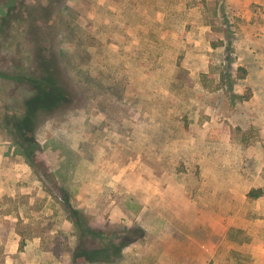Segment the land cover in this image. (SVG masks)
<instances>
[{"label": "rangeland", "instance_id": "374dc122", "mask_svg": "<svg viewBox=\"0 0 264 264\" xmlns=\"http://www.w3.org/2000/svg\"><path fill=\"white\" fill-rule=\"evenodd\" d=\"M8 1L0 264H264V0H13L6 16ZM42 60L69 96L23 140L11 120L35 91L14 76ZM141 166L167 205L187 199L217 226L143 208L125 191ZM220 234L213 256L194 251ZM102 246L107 262L82 253Z\"/></svg>", "mask_w": 264, "mask_h": 264}, {"label": "crops", "instance_id": "0c3cea01", "mask_svg": "<svg viewBox=\"0 0 264 264\" xmlns=\"http://www.w3.org/2000/svg\"><path fill=\"white\" fill-rule=\"evenodd\" d=\"M222 139L223 138H220L219 140L224 142L226 141ZM136 166L137 165L130 166V169H128L129 175H131L132 172L137 171ZM144 168H148V167L141 166V171ZM145 171L148 173L147 175H151L150 170L146 169ZM142 173L144 172L143 171L140 172L139 177L136 178L134 181H132L130 185H128L127 190L125 191L130 194L132 193L131 195L134 196L136 195L137 197H139L140 205L143 208L156 212V215L160 218L163 217L166 219H170L172 221H176L177 224L178 223L180 225L183 224L191 229H194L195 227L199 226V224H206L207 221L211 227H214V225L217 226L216 221L212 215L210 214L207 215L206 213L203 212V210L198 208L196 203L190 202L187 199L182 200V203L174 202L172 204L167 205L164 201V195H165L164 183H159L152 180L149 181L147 178H150V176L143 177ZM152 177L154 176H151V178ZM242 194L244 193L242 192ZM176 196H177V200L179 201L180 197L177 194ZM218 225L220 224L218 223ZM221 236L224 237V234H220L218 236V240L216 243H214L212 239L197 240L194 239L193 237L190 238L191 239L190 242L194 244L193 249L196 253L198 252L199 249H202L203 251L209 252L210 256H213L218 247L217 243L221 240ZM242 249H244V246L242 247ZM252 253L256 254L254 251Z\"/></svg>", "mask_w": 264, "mask_h": 264}, {"label": "trees", "instance_id": "16d2710c", "mask_svg": "<svg viewBox=\"0 0 264 264\" xmlns=\"http://www.w3.org/2000/svg\"><path fill=\"white\" fill-rule=\"evenodd\" d=\"M12 1L13 0H9L7 2L8 8L4 11L6 16H8L10 10L14 8V6L11 5ZM7 21L8 20L5 22ZM40 66L42 71L38 76L25 77L22 74H16L14 76V79L18 81H21L23 78H25V81L30 84L35 91L34 94L24 102L25 112L19 117H13L11 120L13 130L15 131L16 135L23 140H26L23 138L24 132L30 131L34 123L35 115L39 110L51 111L69 96V92L62 85L58 84L60 80V74L55 69L53 61L42 60V62H40ZM47 82L48 85L45 84ZM25 153V155L28 154L27 151ZM260 193V189H252L247 193V196L258 197ZM109 248L110 247L102 246L94 250H82V253L87 260L98 259L99 261L107 262L109 261Z\"/></svg>", "mask_w": 264, "mask_h": 264}]
</instances>
